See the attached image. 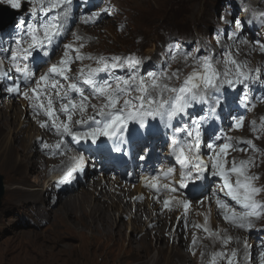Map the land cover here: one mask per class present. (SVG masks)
Returning a JSON list of instances; mask_svg holds the SVG:
<instances>
[{"label": "rangeland", "instance_id": "obj_1", "mask_svg": "<svg viewBox=\"0 0 264 264\" xmlns=\"http://www.w3.org/2000/svg\"><path fill=\"white\" fill-rule=\"evenodd\" d=\"M27 1L30 3L28 8L32 9V0ZM0 3L8 4L7 0H0ZM20 9L21 7L16 10ZM31 9L17 14L15 20L8 24L4 31H0V49H12L15 47L17 40L22 38L26 40L27 25L45 17V14L40 12L39 9L35 14L32 13ZM72 9V18L67 25L69 35L66 38H61L48 63H43V58L39 54H34L35 60L31 63L34 70L37 71V75L42 74L50 64L56 63L61 58L63 44L69 42L81 43L74 41L71 33H78L85 38L82 41L84 44L82 51L84 53L106 57L134 55L142 58L143 65L140 71L144 75L148 71L158 72L161 69L168 72L179 70L181 79H183V76L191 72L193 68L191 60L186 64L179 57L176 60L170 59V55L176 52L174 46L177 45L184 51L197 56L206 55L210 49L217 61V67L221 71L224 70L225 52L229 49L238 60L246 62L249 68H260L261 71L264 69V54L251 50L254 41H264V24L260 22L261 19H264L261 16L264 13V0H73ZM105 9L107 10L106 14L102 12ZM94 12H101L102 19L100 17L95 23H84L83 20ZM48 15L49 17L55 15V11ZM21 18L24 19L23 30L18 27ZM233 21L241 23L237 25ZM80 23L83 25L82 29L78 27ZM121 25L124 26L123 29H121ZM234 33L238 34V38L230 39ZM244 41H247V43ZM0 55L7 56L2 51H0ZM6 64L9 65L7 58L5 59ZM83 64H91L95 67L93 61L85 60ZM80 67L81 63L76 62L73 65V73ZM116 74L127 76L128 72L124 69H117ZM19 77L20 74L12 70L6 78H0V107L3 106V109L8 106L10 99L18 105L21 104L18 103V100H20L25 103V106H30V102L25 100L22 95L7 91L13 85V82L21 83L22 91H26L27 88L24 87ZM261 81H264V70L260 81L250 85L249 88H228L225 86L220 93L215 94L219 99V105L216 108L218 118L208 116V106L205 104L190 109V114L184 118V122L207 117L202 121L203 141L211 143L217 137L226 134L233 137L235 141L253 139L257 147L264 150V132H253L251 130V122L253 120L260 121V118L264 117V83ZM173 83L179 84L180 81H173ZM245 93L249 97L247 106L242 102ZM11 96L13 97L11 98ZM1 111L5 113L4 110ZM8 111L10 113L14 112V110ZM238 116L245 118L244 128L240 130L230 128L233 119ZM26 128L27 131L31 132L30 127ZM31 128L33 132H36L35 126L32 125ZM129 128L134 133L136 128H140L144 135L134 134L131 139L126 140V143L119 145L122 149L119 152L115 150L118 142L107 138H102L101 141H97L95 144L87 142L86 145L91 150L105 149L108 152L112 151L118 156L116 163L120 167L125 166L123 172L117 169L113 159L109 160V157L101 154L102 163L108 166V171L102 173V164L95 159L97 157H93L97 155L93 152L88 154L89 157L87 156L86 160L89 163L83 172L75 174L70 181L54 182L55 184L51 183L46 188L45 184L51 173L49 175L47 173L46 177L44 176L38 183L35 178L40 174L41 168L37 167L26 172L25 167L17 166L16 168L10 164L11 160L0 161V174L3 176L4 184V194L0 197V264H23L27 259H38L50 252L59 255L56 264H77L78 262L79 264L138 263L129 256H125L128 252L129 239L134 238L137 241V238L141 235L139 228L133 230L128 224L131 212L133 215L135 214V207H128L129 217L127 213L124 214L125 216H121L119 211H114L115 216L122 219L124 223L121 237L117 236L118 239H122L120 245L102 241L94 243V237L88 233L89 229L87 228H83L85 236L80 237L78 231L82 228L81 225H79V230L69 231L68 234L62 236L58 243L49 241L52 231L56 228L53 226V219L56 218L54 213L59 212L62 203L70 197H77L80 191H88V184L99 179L100 176L110 179L116 178L118 180V185L115 184L117 187L129 190L130 195L126 196L128 199L131 198L132 194L135 195L132 197L135 204L141 203L135 199L138 191L137 186L145 184V177H149L148 171H155L150 177L160 175L161 182L166 181L160 173L174 164V160L169 157L171 150H168L171 144V129H166L162 123L155 120H150L147 125L143 126L130 124ZM48 132L52 131L48 130ZM8 135L7 129L0 130V142L8 140ZM154 135L155 137H153ZM158 135L161 137L160 142L155 141ZM6 136L7 138L4 139ZM25 139L29 142L28 138L25 137ZM41 140L42 143L45 142V138H41ZM18 147L21 153V147ZM237 147H243V145L237 144ZM204 152L206 153L204 159L211 156V153H208L206 149H204ZM79 155L84 156V153L72 154L71 156ZM120 155L123 156H121L122 161H119ZM249 156H254L257 160V168L253 172L251 171L259 177L257 185L264 186V151H254L250 147L243 152L233 149L229 154V160L231 161L233 158L236 160L247 159ZM91 158L94 161L90 163ZM173 167L177 169V165ZM60 173L62 172L59 171ZM203 175V179L190 181L185 188L186 191L179 189L177 192L178 197L189 199L192 202V207H190L186 216L182 207L174 206L172 208V221L168 223L169 226L165 227L166 236L163 235L165 242L161 241L160 243L156 229H149L147 243H151L150 258H156L159 255L157 248L163 247L166 252L165 256L162 257V264H171V258L168 255L170 245L174 244L181 248L184 258H172V264H207L208 253L221 250L220 243H213L210 239L205 238L203 232L201 233V243L194 247L195 250H190V237L185 239L182 246L178 244V236L182 233L180 231L181 227L178 226L183 225L184 218L191 220V215L197 218L196 210H202L204 205L208 206L209 198L212 197L221 184L220 178L212 176L210 171ZM12 176H16L22 181L12 182L10 181ZM16 184H19L20 187H16ZM42 187H45L44 200L40 203H34L32 200L34 196L30 192L33 189L35 191L40 190ZM259 199H264V194H261ZM141 201L144 204L147 202V198H143ZM201 201H205L202 206ZM211 207L213 212L214 210L217 211L214 200L211 201ZM36 209L46 210L47 215L43 213L46 218L43 214H38ZM162 211L166 214V211L169 210L162 209ZM216 214L219 221L226 223L222 216L218 215L217 212ZM59 215L62 216V212H59ZM181 217H183V220H181ZM152 218L153 214L151 213L149 221ZM69 219L71 223L76 222L75 216H71ZM227 225L234 231L236 230V235H240V238L236 239L234 237L233 242L228 245L229 250L233 248L239 250V264H261V254L264 253V219L256 221L252 230H242ZM141 228L145 229V225H142ZM183 235H186V232ZM97 238H100L99 234ZM243 241H247L248 244L247 258L244 253ZM168 242L171 244H165ZM137 244L138 242H135V245ZM73 247L76 248L75 251L71 250Z\"/></svg>", "mask_w": 264, "mask_h": 264}, {"label": "snow or ice", "instance_id": "obj_2", "mask_svg": "<svg viewBox=\"0 0 264 264\" xmlns=\"http://www.w3.org/2000/svg\"><path fill=\"white\" fill-rule=\"evenodd\" d=\"M7 3L14 9L21 7V0H7ZM32 3V13L35 14L39 9L45 17L27 25L26 40H17L12 49H0L7 54L6 57L0 55V78H6L9 74V70L5 68L7 58L10 69L20 74L19 79L27 88L22 91L21 83L13 82L7 91L22 95L28 100L34 114L46 117L40 122V126L61 137L54 145L43 143V147L53 155L64 154L69 143L67 138L77 143L93 144L107 138L118 142L115 150L119 152L122 150L119 145L126 143L134 134L144 135L140 128H136L135 133L130 130V124L143 126L150 120L159 121L166 129H171V155L184 171L180 172L178 183L175 179L172 183H161V176L153 175L145 177V186L157 194L170 193L163 200V208L171 211L173 206L182 207L186 216L191 201L176 195L180 188L188 186L185 182L192 179L193 175L196 179H203V174L209 171L212 176L220 178L221 184L209 198L206 212L198 213L203 215V223H196L193 227L201 230L205 238L213 243L219 242L222 246L221 250L208 253L207 264H239V250L228 249L235 238L228 234L227 228L211 226V200L215 202L218 215L234 228L252 230L256 221L264 219V199H259L264 194V186L257 185L259 177L251 172L256 166L255 157L229 160L233 149L241 152L249 147L254 151L264 150L259 149L253 139L235 141L226 134L211 143L205 142L201 128L202 121L207 117L188 122H184V118L189 116L190 109L205 104L208 106V116L218 118L216 108L219 99L215 94L220 93L225 86L249 88L260 81L261 69L249 68L246 62L238 60L229 49L225 52L224 70L221 71L210 49L206 55L197 56L177 45L174 46L176 52L170 55V59L176 60L179 57L186 64L191 60V72L183 76V79L179 70L168 72L161 69L158 72L148 71L144 75L140 71L142 58L134 55L106 57L84 53L82 41L85 38L78 33H71L74 41L81 43L63 44L61 58L37 75L31 63L35 60L34 54H39L43 63H48L61 38L69 35L67 25L72 18L73 0H32ZM53 11L55 15L49 17L48 14ZM102 12L106 14L107 10ZM261 16L264 17V13ZM100 17L101 12H94L84 23H95ZM260 22L264 24V19ZM233 23L239 25L241 22ZM23 25L24 19L21 18L18 27L23 30ZM123 27L121 25V29ZM237 38L236 33L230 37ZM251 50L264 54V41H254ZM85 60L93 61L95 67L83 64ZM78 61L81 67L73 73V65ZM117 69L127 70V76L117 75ZM242 102L247 106V93ZM244 126L245 118L238 116L229 127L240 130ZM251 130L264 132V117L260 121L253 120ZM237 144L243 147H237ZM204 149L211 153L207 161L204 159ZM88 163L83 155L70 156L60 177L61 181H70L75 174L83 172ZM176 172V168L169 167L162 170L161 174L163 178L170 179L174 178ZM154 198L159 199V195ZM137 199H143V196ZM200 203L204 205L205 201ZM184 226L188 227L186 220ZM199 242V238H194L193 246ZM242 243L247 258V241ZM261 256V264H264V253Z\"/></svg>", "mask_w": 264, "mask_h": 264}, {"label": "bare ground", "instance_id": "obj_3", "mask_svg": "<svg viewBox=\"0 0 264 264\" xmlns=\"http://www.w3.org/2000/svg\"><path fill=\"white\" fill-rule=\"evenodd\" d=\"M250 1H252V0H250ZM30 9L31 8H28L27 10L29 11ZM260 9H262V8H260ZM101 19H102V17H101ZM85 20L86 19H84L83 22ZM86 24H88V23H86ZM78 27L80 29H82V27H83L82 23H80L78 25ZM5 68L7 70H9V72L14 70V69H10V66L7 64L5 65ZM12 97L13 96H11V98ZM18 103H21V104L18 105L17 103L12 102V100L10 99V102H8V106L5 109H3V106L0 107V110L5 111V113L3 111L0 112V130H3L5 128V129H7V132L9 133L8 140H6L4 142H0V161L1 162L11 160L10 164H12L16 168H17V166L25 167L26 172H29L33 169H36L37 167L41 168L42 170L39 171L40 174L35 178L36 179L35 181L38 183L41 181V179L47 173H48V175L51 173L49 179L47 180V183L45 184L46 188L49 187L51 183L55 184V183H58L59 181H61L60 177L64 173L66 162L68 161L69 156H71L72 154L78 155V154L84 153V157H85V159H87L88 154L95 152V154H97V155L93 156V157H97L95 159H97L102 164V167H101L102 173L108 171L107 170L108 166H105V164L102 163L101 154H104L105 157H109L108 158L109 160L113 159L115 161V163L117 162L116 159H118V156L115 155L112 151L108 152L105 149H96V150L92 149L91 150L90 147L86 146L87 142L77 143V142L73 141L70 143V141H71L70 138H67L69 140V143H68L67 149L65 150V153L53 155L48 149H45L43 147V143H42L41 138H45L44 143L54 145L56 142H58L61 139V137H59L57 134H55V132H53V131L48 132V129L40 126V122L42 120L46 119V117L44 115L34 114V111L31 108V106H27V105L25 106V103L21 102L20 100H18ZM8 110H14V112L10 113ZM89 114H91V110L89 111ZM32 125L35 126L36 132H33L32 128H31ZM26 127H30L31 132L27 131ZM145 128H146V126H145ZM11 133H12V135H11ZM25 137L29 139V142L26 141ZM153 137H155V135ZM5 138H7V136L4 137V139ZM160 140H161V137L158 135L157 138L155 139V141L160 142ZM35 141L37 142L36 144H35ZM17 145L21 147V153H20V149ZM171 146L172 145L170 144V146L168 147L169 148L168 150H171ZM121 156L122 155H120L119 161H122ZM169 157L172 160H174L173 161L174 164H172L171 166L173 167V166L177 165V172L175 173L174 178L166 179V181H162V182L160 180V182L161 183H172V180L175 179V181L178 183L179 177H180V172L184 171V169L180 168L179 164L175 161V158L171 155V153L169 154ZM207 159L205 158L206 161H207ZM93 161L94 160H92V158H91L90 163ZM255 162H257V160H255ZM4 164H6V163H4ZM0 166H1V164H0ZM116 166H117L118 170H120L122 172L125 171L124 165L122 167H120V165L118 163H116ZM131 166H132V163H131ZM96 168H97V166H96ZM151 168H153V167H151ZM255 168H257V167L256 166L253 167L251 169V171L253 172ZM59 171H61L62 173L59 174ZM148 172H149L148 176L150 177V175H152L155 171H148ZM210 177H211V175H210ZM141 180H142V178H141ZM194 180H197L195 178V175H193V178L186 181L185 183L188 185L190 181H194ZM10 181L20 182L22 180L17 178L16 176L15 177L12 176L10 178ZM144 181H145V179H144ZM117 183H118V180L116 178L110 179V178L105 177V176H100L99 179L93 180L91 182V184H88L89 185L88 191H80L79 194H77V197L72 196L69 199H67L65 202H63L62 206L59 208V210H60L59 212H62V216L59 215L58 211L56 213H54L56 218L54 217V219H53V226L56 228L54 230L52 229L53 231H52V235H50L49 241L58 243L62 239V236L68 234L69 231L77 230L80 227L79 225H81L82 228L80 230L78 229L79 230L78 234L80 237L85 236L84 229L87 228V229H89L88 233L94 237V243H97V241H102L105 243H107V242L111 243L112 242L113 245H116V244L120 245L122 239H120V238L118 239L117 236L119 235V237H121L120 235L122 234V231L124 228V223H123L122 219H118L115 216L116 213H114V211H119L121 213V216H125L124 214L127 213L128 217H129L130 212H128V207H131V208L135 207V209H136L135 214L133 215L131 212V217L129 219L128 224L131 226V228L133 230H137L139 228L141 231L140 232L141 235L139 236V238H137V241H135L134 238L129 239L128 249H127L128 252L125 256H129V258L136 260L138 262L136 264H162V257L165 256L166 250H164L163 247H158L157 249L159 251V255L156 258H150V246H151L150 244L151 243H150V241H149L150 244H148L147 242L149 240V229H151V228H154L157 230V232H158L157 237H158V240L160 241V243H161V241L165 240V238L163 237V235L166 236V233H165L166 228L165 227L169 226L168 223L172 221V219H171L172 217H171V211H166L167 213L165 214V213H163L162 209H164L163 208V200L168 195H170V193L161 192V193L157 194L153 191V189L146 187L145 184L142 186L140 184L137 186L138 191H137V195H136L135 199L141 203L135 204L134 200L132 198L134 194H132L131 198L128 199L126 196L129 194V190L128 189H120L119 187H117L115 185ZM16 187H20V185L16 184ZM185 188H180V190H185ZM135 189H136V187H135ZM132 192H133V190H132ZM44 193H45V187H42V188H40V190L38 189L37 191H35V189H33V191L30 192V194H32L34 196V199H32L34 201V203L42 202V200H44ZM157 195H159V199L154 198ZM176 195H177V193H176ZM141 196H143V198H147L146 203L143 204L141 199H137V197H141ZM184 199H187V198L184 197ZM187 200H189V199H187ZM191 204H192V202H191ZM191 207H192V205H191ZM196 208H197V206H196ZM207 208H208V206L204 205L202 210H198V211L196 210L197 218L195 216L191 215L192 221L184 218V222H185V220L187 221L188 227L184 226V222H183V225L180 224L181 226L180 225L178 226V227H181L180 231H182V233L179 234V236H178V244L180 246H182V244L185 242V239H187L189 237H190V244H191L190 250H195L194 246L192 245L194 238H199V241H200L199 243H201L202 231L201 230L199 231L198 229L194 228L193 225L196 223H203V215H198V213L202 214V213L206 212ZM150 212L153 214V218H152V220L149 221V217L151 214ZM168 212H170V213H168ZM216 212H217L216 210H214V212L211 210V226L213 228H220V229L227 228L228 234H231L236 239L240 238L239 237L240 235L235 234L236 230L234 231L232 228H229V226L226 223H222L221 221H219V219L216 218L217 217ZM37 213L38 214L44 213L47 215L46 210H44V209H42V211H41V209H38ZM48 215H49V213H48ZM71 216L76 217V222H74V223L69 222V220H70L69 217H71ZM44 217H45V215H44ZM181 220H183V217H181ZM142 225H145V229L141 228ZM185 232H186V235H183V233H185ZM98 234H99L100 238H97ZM135 242H138V244L135 245ZM165 244L170 245L171 243L168 242ZM71 250L75 251L76 248L73 247ZM168 256H170V258H171V262H170L171 264H172V258H175V257H178L181 259L184 258L182 253H181V248L175 246L174 244L170 245V251H169ZM58 257H59L58 254H56L54 252H50L49 254H45L38 259L37 258L27 259L23 262V264H56L58 262ZM77 264H79V262Z\"/></svg>", "mask_w": 264, "mask_h": 264}, {"label": "water", "instance_id": "obj_4", "mask_svg": "<svg viewBox=\"0 0 264 264\" xmlns=\"http://www.w3.org/2000/svg\"><path fill=\"white\" fill-rule=\"evenodd\" d=\"M1 9H5V7L0 6ZM4 22L0 24V30H4L8 24L13 22L17 16L15 12H4ZM4 194V184H3V176L0 174V197Z\"/></svg>", "mask_w": 264, "mask_h": 264}]
</instances>
